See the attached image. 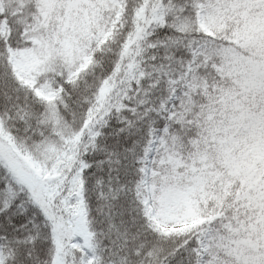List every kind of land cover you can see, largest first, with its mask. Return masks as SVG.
I'll return each instance as SVG.
<instances>
[{"label":"snow or ice","instance_id":"1","mask_svg":"<svg viewBox=\"0 0 264 264\" xmlns=\"http://www.w3.org/2000/svg\"><path fill=\"white\" fill-rule=\"evenodd\" d=\"M0 264H264V0H0Z\"/></svg>","mask_w":264,"mask_h":264}]
</instances>
